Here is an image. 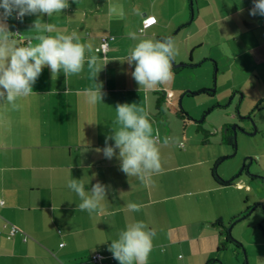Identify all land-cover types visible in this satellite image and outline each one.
<instances>
[{
    "label": "crops",
    "instance_id": "1",
    "mask_svg": "<svg viewBox=\"0 0 264 264\" xmlns=\"http://www.w3.org/2000/svg\"><path fill=\"white\" fill-rule=\"evenodd\" d=\"M252 7L253 0H197L194 21L200 28L189 55L195 59L198 47H208V59L224 76H232L233 89L261 94L260 106L264 16L250 15ZM154 11V5L145 8L142 0H69L67 9L51 17L8 18L10 29L21 33L25 42L38 43L35 37L46 24L55 29L45 35L76 31L82 43L93 45V53L86 56L95 54L105 65L97 77L105 95L102 102H88L93 81L85 64L80 75L66 79L62 72L52 76L44 67L33 93L18 99L17 108L0 102V264H119L108 245L134 221H144L156 231L148 264H231L224 252L241 250L228 241L222 226L242 215L228 190L241 192L250 186L244 180L223 184L213 169L217 158L190 164L199 151L175 149L160 123L173 93L159 86L140 88L130 74L134 66L123 62L137 42L127 33H139L147 17L155 16L157 23L143 32L144 37H165ZM35 23L40 28H34ZM103 36L114 37L107 54L101 50ZM123 103L144 108L154 133L168 139L165 144L160 138L161 169L147 184L123 173L116 157L109 160L96 151L118 127L115 107ZM71 178L82 179L86 191L97 181L109 186L103 212L90 215L78 208L80 198L67 187ZM129 202L142 205L140 211H129ZM13 226L19 229L15 235ZM260 232L262 240L252 244L254 264H264V225ZM96 254L102 256L97 262Z\"/></svg>",
    "mask_w": 264,
    "mask_h": 264
},
{
    "label": "clouds",
    "instance_id": "2",
    "mask_svg": "<svg viewBox=\"0 0 264 264\" xmlns=\"http://www.w3.org/2000/svg\"><path fill=\"white\" fill-rule=\"evenodd\" d=\"M69 7V0H0V102H7L17 108L16 101L33 93V85L42 74L44 67L49 68L52 76L63 73L65 79L80 75L87 64L92 87L87 89V99L91 104L102 102L105 93L103 83L97 82L98 74L105 65L99 63V57L93 53V45L81 42L76 31L70 34L51 33L55 26L46 24L41 34L25 42L19 32H13L8 18L23 20L26 15H47L61 13ZM139 14V13H137ZM250 15L264 16V0H253ZM151 23V21H148ZM34 28H40L35 23ZM129 39L137 41L129 50L123 62L132 67L131 76L145 90L155 89L167 84L173 78V61L179 54L174 39L165 36L153 40L144 37L140 32L129 31ZM116 120L112 134L106 136L102 152L106 159L116 157L120 161V170L129 178L135 177L147 184L153 174L161 169L159 133H154L153 123L148 112L136 103L117 104ZM114 141L109 144L108 141ZM168 143V139H164ZM118 150V153H117ZM67 187L75 192L81 200L78 208L90 215L104 211L102 201L107 197L109 189L99 181L90 190H85L82 179L71 178ZM126 207L131 212H139L142 205L129 202ZM155 229L149 228L144 221H134L121 230L118 238L111 240L108 251L119 264H148V257L153 247ZM106 242V241H105Z\"/></svg>",
    "mask_w": 264,
    "mask_h": 264
},
{
    "label": "rangeland",
    "instance_id": "3",
    "mask_svg": "<svg viewBox=\"0 0 264 264\" xmlns=\"http://www.w3.org/2000/svg\"><path fill=\"white\" fill-rule=\"evenodd\" d=\"M142 1L145 8L154 5L161 34L174 39L179 51L175 63L188 65L178 71L172 69V80L159 86L161 91L174 95L160 118L162 129L168 131L167 138L178 151H199L200 157L193 156L190 164L205 157L209 160L217 158L219 163L213 164V169L219 179L244 180L250 186L249 190L230 189L227 192L242 208L241 214L245 217L235 227L229 225L228 230L232 226V239L242 240L247 252L232 249L224 254L231 264H254L252 244L262 240L260 230L264 225V104L259 106L261 94L250 88L246 89V94L233 89L232 76H224L215 61L208 59V47H198L195 59H192L194 62L190 59V46H194L195 33L200 28L198 21H194L197 0ZM213 89L215 92H211ZM181 109L187 114L185 119L178 117ZM233 129L236 151L230 142L231 138L235 139ZM159 136L163 141V133ZM205 143L207 146H203ZM253 231L258 234L255 236Z\"/></svg>",
    "mask_w": 264,
    "mask_h": 264
},
{
    "label": "built area",
    "instance_id": "4",
    "mask_svg": "<svg viewBox=\"0 0 264 264\" xmlns=\"http://www.w3.org/2000/svg\"><path fill=\"white\" fill-rule=\"evenodd\" d=\"M148 21H151V23H148ZM157 23V19L155 16H149L147 17L144 21H143V32L152 27L153 25H155ZM18 32V31H16ZM114 40L113 36H103L101 39V50L104 54H107L110 48V42ZM28 40H26L27 42ZM19 232V229L15 226L12 227L11 229V235H15L16 233ZM26 241V238H25ZM102 258V256L100 254H96L93 256V260L95 262L99 261Z\"/></svg>",
    "mask_w": 264,
    "mask_h": 264
},
{
    "label": "trees",
    "instance_id": "5",
    "mask_svg": "<svg viewBox=\"0 0 264 264\" xmlns=\"http://www.w3.org/2000/svg\"><path fill=\"white\" fill-rule=\"evenodd\" d=\"M159 39H161V38H159ZM185 66H188V65H184V66H182V67H185ZM191 66H193V65H191ZM173 70H174V71H178V70H180V68H177V69L173 68ZM204 91H206V90H204ZM204 91H203V92H204ZM186 115H187V114L185 113V111H184L183 109H181V110L179 111L178 116H179L180 118L185 119V116H186ZM230 142H231L232 146L234 147V144H235V139H234V137L231 138ZM245 169H246V168H245ZM234 179H235V178H234ZM234 179H233L232 181H229V182H228V181H222V183H223V184H232L233 181H234ZM249 210H250V209H248V211H249ZM242 216H243V215H240L239 217L234 218V220H233L234 222H233L231 225H234L235 222L242 220V218H243ZM221 226H222V225H221ZM222 228H223L225 234L227 235V239H228V241H232V242L234 243V245H235L237 248H240V249H242L243 251H245L244 246H243V244H242L241 242H239V241H233V240H232V236H231V234H229L228 227H224V226H222Z\"/></svg>",
    "mask_w": 264,
    "mask_h": 264
},
{
    "label": "water",
    "instance_id": "6",
    "mask_svg": "<svg viewBox=\"0 0 264 264\" xmlns=\"http://www.w3.org/2000/svg\"><path fill=\"white\" fill-rule=\"evenodd\" d=\"M173 66H174V68L175 69H177V68H181L182 66H184V64H176L175 63V61H173ZM211 92H215V89H213ZM234 130V134H235V144H234V149H235V151H236V149H237V142H236V132H235V129H233ZM253 134H255V132L253 133ZM236 153V152H235ZM235 153H234V155H235ZM233 155V156H234ZM246 168V166H244V169ZM243 169V170H244ZM241 175V174H240ZM234 179V178H233ZM233 179H231L230 181H232ZM229 182V181H228ZM245 217H243L242 219H244ZM231 230H232V226L230 227V229H229V234H231ZM233 241H236V240H234V239H232Z\"/></svg>",
    "mask_w": 264,
    "mask_h": 264
}]
</instances>
